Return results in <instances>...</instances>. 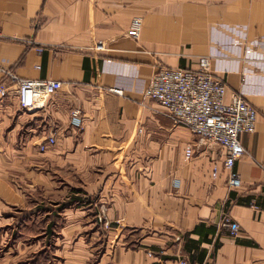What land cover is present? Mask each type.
<instances>
[{"label": "crops", "instance_id": "1", "mask_svg": "<svg viewBox=\"0 0 264 264\" xmlns=\"http://www.w3.org/2000/svg\"><path fill=\"white\" fill-rule=\"evenodd\" d=\"M134 17L138 37L128 34ZM204 55L226 98L239 91L259 113L256 131L240 137L237 188L223 166L211 176L221 145L144 95L159 65L196 70ZM7 69L63 85L35 111L15 93L0 99V147H23L49 175L78 178L81 193L94 195L64 207L79 216H67L65 229L92 225L93 244L78 236L81 247L58 264H85L97 240L105 246L93 264H264V0H0V81ZM76 107L81 127L71 123ZM50 133L57 142L39 150ZM102 206L112 223L103 239ZM224 212L241 224L237 236L220 225Z\"/></svg>", "mask_w": 264, "mask_h": 264}, {"label": "built area", "instance_id": "2", "mask_svg": "<svg viewBox=\"0 0 264 264\" xmlns=\"http://www.w3.org/2000/svg\"><path fill=\"white\" fill-rule=\"evenodd\" d=\"M142 18L134 17L130 22L128 34L138 37L141 31ZM210 57L204 55L200 59L199 68L194 70L182 66L159 65L144 89V95L158 100L167 107L175 124L188 127L194 135L208 139L221 145L224 156L220 162L212 165L211 176H219L220 167L228 169L227 182L231 188L241 185V177L235 170L236 162L246 152L241 142V134L254 133L257 127L258 109L250 103L242 93L233 91L227 99V85L213 75L210 70ZM63 82L48 77H21L13 70H6L4 79L0 81V99L15 93L19 106L25 111H35L44 105L46 97L61 89ZM114 91L122 92L114 87ZM71 123L75 127L83 125L82 109L76 107L71 113ZM57 142L56 135L50 133L42 139L39 150L45 151ZM194 154V147L189 144L185 148L187 158ZM179 185V179L174 181ZM98 214V220L109 225L103 216L104 208ZM220 225L229 234L237 236L241 224L233 216L224 212ZM180 264H188L182 259Z\"/></svg>", "mask_w": 264, "mask_h": 264}, {"label": "rangeland", "instance_id": "3", "mask_svg": "<svg viewBox=\"0 0 264 264\" xmlns=\"http://www.w3.org/2000/svg\"><path fill=\"white\" fill-rule=\"evenodd\" d=\"M0 152H5L0 155V264H58L67 255L65 249L76 251L81 247L78 236L93 244L92 225L80 230H67L64 226L67 216L79 218L72 213L75 209L66 211L64 207L76 208L81 207V202L94 201V195L81 193V188L76 187L81 182L78 178L68 179L59 170L49 175L48 168H52L31 160L32 152L23 147H0ZM101 208L105 209L102 214L109 221L108 226L98 220ZM101 208L95 217L103 239L112 223L107 218L106 206ZM132 242L128 244L134 246ZM95 245V252L85 264L99 259L105 243L97 240Z\"/></svg>", "mask_w": 264, "mask_h": 264}, {"label": "trees", "instance_id": "4", "mask_svg": "<svg viewBox=\"0 0 264 264\" xmlns=\"http://www.w3.org/2000/svg\"><path fill=\"white\" fill-rule=\"evenodd\" d=\"M232 194H234V192H232ZM215 229V228H214ZM194 231H198V226L195 227V230ZM218 244V243H217Z\"/></svg>", "mask_w": 264, "mask_h": 264}]
</instances>
